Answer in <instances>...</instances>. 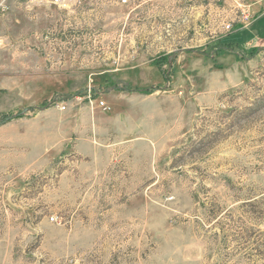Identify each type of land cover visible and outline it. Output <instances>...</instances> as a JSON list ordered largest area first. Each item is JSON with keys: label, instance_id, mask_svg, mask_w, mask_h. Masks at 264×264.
<instances>
[{"label": "rangeland", "instance_id": "obj_1", "mask_svg": "<svg viewBox=\"0 0 264 264\" xmlns=\"http://www.w3.org/2000/svg\"><path fill=\"white\" fill-rule=\"evenodd\" d=\"M203 6L0 0V264H264V16Z\"/></svg>", "mask_w": 264, "mask_h": 264}, {"label": "crops", "instance_id": "obj_2", "mask_svg": "<svg viewBox=\"0 0 264 264\" xmlns=\"http://www.w3.org/2000/svg\"><path fill=\"white\" fill-rule=\"evenodd\" d=\"M242 0H195V3L198 4V7H204L208 4L212 9V12L215 13V18H226L231 17L233 13L239 12L238 4H240ZM242 8L245 6L250 9V11L254 14L255 18H260L264 16V0H245L242 4H240ZM246 31L250 30L248 28H236L234 31Z\"/></svg>", "mask_w": 264, "mask_h": 264}, {"label": "built area", "instance_id": "obj_3", "mask_svg": "<svg viewBox=\"0 0 264 264\" xmlns=\"http://www.w3.org/2000/svg\"><path fill=\"white\" fill-rule=\"evenodd\" d=\"M52 1H54V2H60V0H52ZM118 1H119L120 3H122V4H125V3H127L129 0H118ZM244 1H245V0H242V1L240 2V4H242ZM240 4H238V8H239V9H242L241 6H240ZM244 8H246V6H245ZM238 13H239L238 16H236L238 19L241 18V16H242V17H246V16H245V12H244L243 10H240V12H238ZM224 26H225L226 30H229L230 27H231V24H230V23H226Z\"/></svg>", "mask_w": 264, "mask_h": 264}, {"label": "trees", "instance_id": "obj_4", "mask_svg": "<svg viewBox=\"0 0 264 264\" xmlns=\"http://www.w3.org/2000/svg\"><path fill=\"white\" fill-rule=\"evenodd\" d=\"M163 57H167V56H163Z\"/></svg>", "mask_w": 264, "mask_h": 264}]
</instances>
